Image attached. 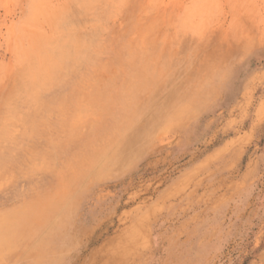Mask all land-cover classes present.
<instances>
[{
    "label": "rangeland",
    "instance_id": "rangeland-1",
    "mask_svg": "<svg viewBox=\"0 0 264 264\" xmlns=\"http://www.w3.org/2000/svg\"><path fill=\"white\" fill-rule=\"evenodd\" d=\"M0 264H264V0H0Z\"/></svg>",
    "mask_w": 264,
    "mask_h": 264
},
{
    "label": "bare ground",
    "instance_id": "bare-ground-1",
    "mask_svg": "<svg viewBox=\"0 0 264 264\" xmlns=\"http://www.w3.org/2000/svg\"><path fill=\"white\" fill-rule=\"evenodd\" d=\"M82 20V19H81Z\"/></svg>",
    "mask_w": 264,
    "mask_h": 264
}]
</instances>
